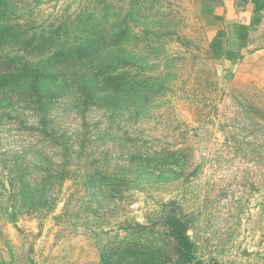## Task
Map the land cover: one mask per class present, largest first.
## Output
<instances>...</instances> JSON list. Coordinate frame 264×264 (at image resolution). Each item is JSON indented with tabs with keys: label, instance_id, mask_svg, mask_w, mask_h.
I'll return each mask as SVG.
<instances>
[{
	"label": "rangeland",
	"instance_id": "obj_1",
	"mask_svg": "<svg viewBox=\"0 0 264 264\" xmlns=\"http://www.w3.org/2000/svg\"><path fill=\"white\" fill-rule=\"evenodd\" d=\"M131 1L168 36L150 56L160 55L159 69L173 77L139 117L101 110L82 120L71 103L59 102L49 127L56 140L27 109L0 118V263L97 264L101 232L111 236L124 219L142 223L158 203L173 200L188 216L202 264H264V123L246 105L264 110V88L237 74V43L202 0H0V7L11 24H39L91 8L116 14ZM221 30L216 58L210 43ZM63 143L72 146L71 179L40 196L37 210L23 207L20 181L39 185L61 163ZM159 149H186L181 178L144 176L139 156ZM96 171L120 176L122 186L84 191Z\"/></svg>",
	"mask_w": 264,
	"mask_h": 264
},
{
	"label": "trees",
	"instance_id": "obj_2",
	"mask_svg": "<svg viewBox=\"0 0 264 264\" xmlns=\"http://www.w3.org/2000/svg\"><path fill=\"white\" fill-rule=\"evenodd\" d=\"M127 5L116 14L106 7L91 8L72 19L39 24H11L5 17L6 6L0 7V118L15 107L27 109L40 132L56 140L50 118L62 101L71 103L82 120L91 111L139 117L150 110L173 77L172 72L159 69L160 55L150 56L168 36H160L157 27L145 22V8L133 1ZM223 35L221 30L210 43L216 58ZM246 105L264 123L263 108ZM67 145L63 143L61 163L50 166L39 185L20 181L23 207L37 210L40 196L51 195L71 179L72 146ZM159 150L139 156L144 176L162 183L181 178L186 149ZM96 172L94 184L83 186L84 191L111 193L123 184L118 175ZM57 199L51 198L49 213ZM189 229L188 216L175 201L160 202L144 222L124 219L111 236L101 232L97 264H202Z\"/></svg>",
	"mask_w": 264,
	"mask_h": 264
},
{
	"label": "crops",
	"instance_id": "obj_3",
	"mask_svg": "<svg viewBox=\"0 0 264 264\" xmlns=\"http://www.w3.org/2000/svg\"><path fill=\"white\" fill-rule=\"evenodd\" d=\"M202 4L213 23L237 43V74L264 88V0H202Z\"/></svg>",
	"mask_w": 264,
	"mask_h": 264
}]
</instances>
